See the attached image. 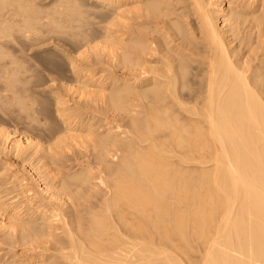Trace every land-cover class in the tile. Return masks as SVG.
<instances>
[{
    "label": "bare ground",
    "instance_id": "obj_1",
    "mask_svg": "<svg viewBox=\"0 0 264 264\" xmlns=\"http://www.w3.org/2000/svg\"><path fill=\"white\" fill-rule=\"evenodd\" d=\"M210 240L264 264V0H0V264Z\"/></svg>",
    "mask_w": 264,
    "mask_h": 264
},
{
    "label": "rangeland",
    "instance_id": "obj_2",
    "mask_svg": "<svg viewBox=\"0 0 264 264\" xmlns=\"http://www.w3.org/2000/svg\"><path fill=\"white\" fill-rule=\"evenodd\" d=\"M212 239H213V238H212ZM212 241H213V240H210L209 244H208V243L206 244L207 246L204 245L205 247H204V246H198V247H197V246L195 245L194 247H197V248H193V249H191V250H195V249H197V250H195L194 252H193V251H190L191 254H190V252H189V254H188L190 257L185 256L186 254L182 255V257H183V258H186V257H187L186 259H188V260L191 258V259L187 262V264H193V262H194L195 264H205V261H203V260H205V259H204V254H203V253H206V252L208 251V249L211 247V246H210V245H211L210 243H211ZM203 247H204V248H203ZM199 248H200V249H199ZM202 248H203V250H201ZM205 250H206V251H205ZM192 252H193L194 254H193ZM192 255L194 256V258H193ZM184 256H185V257H184ZM202 256H203V257H202ZM195 257L198 258V259H196ZM199 257H200L202 260H201ZM186 261H187V260H185V261L183 260L184 264L186 263ZM190 261H191V262H190ZM192 261H193V262H192ZM195 261H196V262H195ZM200 261H201V262H200Z\"/></svg>",
    "mask_w": 264,
    "mask_h": 264
}]
</instances>
